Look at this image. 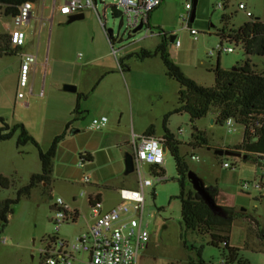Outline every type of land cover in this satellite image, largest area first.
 I'll list each match as a JSON object with an SVG mask.
<instances>
[{
    "label": "rangeland",
    "instance_id": "374dc122",
    "mask_svg": "<svg viewBox=\"0 0 264 264\" xmlns=\"http://www.w3.org/2000/svg\"><path fill=\"white\" fill-rule=\"evenodd\" d=\"M49 1L47 0L44 6L36 8L34 13L37 18L43 17L40 22L36 18L33 21V31L36 35L39 24L42 28L43 39L38 50L40 60L44 59L46 50L49 52L51 45L55 46L56 43L60 44L64 41L65 47H68L71 52V59H75L78 52L84 54L86 58L85 54L88 50L93 53L98 50L101 35L110 49L104 28L97 15L98 12L104 27L112 28L113 38H115L114 48L119 49L120 54L132 49L133 42H137L145 34L150 36L146 41H153V43L156 39L161 41V37L157 35L160 30L168 35H174V39L179 38V47L175 46L174 39L173 41L167 39L168 56L187 77L203 86L214 84L217 57L222 69L240 65L249 57L256 70L264 71V56L246 55L242 44L222 38L223 34L228 35L232 29H237L250 19L258 18L264 22V0H197L194 18L190 21L191 27L197 31V39H194L188 30L182 28L181 16H186L184 5L189 0H162L161 4L152 11L149 28L144 26L135 33L128 32L125 18H121L120 13L113 15L111 5L115 3V0H96L97 12L94 9H87L83 11L82 18L71 22H67L62 15L58 14L51 20ZM239 2L245 5L244 10L237 8ZM37 3L42 4V1L39 0ZM218 3L225 6L218 8ZM245 11H250L252 17H247ZM222 15L227 16V19L223 20ZM60 19L64 21H59ZM2 22L10 24L11 19L1 18L0 32H5ZM220 43L223 47H232L234 51L219 54L215 52L214 55H208V52ZM24 49L34 51V48L28 44H25ZM130 56L136 55L130 54ZM18 59L19 55L14 53L0 57V118L9 125L23 124L42 150H46L54 136L62 132L59 120L63 113H67L68 102L65 96H71L73 93L61 89L66 82L59 79L63 76L54 72L46 73L41 77L39 85L41 94L37 91L34 93V90L30 94L28 91L23 99L16 100L15 82ZM153 59L155 62L159 60L158 66L135 65L130 78L129 73L124 71L123 75L130 91L125 88L119 97L100 91L102 85L95 82L92 86L94 90L87 96L83 94L81 99L83 105L91 108L89 111H84L83 107L78 106L80 112L76 114V125L82 121L84 124H91L93 118L104 115L107 122L101 130L111 129L107 132V136L113 138L116 144V147L110 149V154L114 155L115 161L123 162L124 154L132 153L133 132L129 118L130 106L134 115L133 121L138 126L136 130L145 133L151 128L153 134H156V131L163 133L165 121L168 131L174 139L179 141L180 153L184 155L189 169L193 170L206 184L221 190L218 204L227 206L231 204L240 214L231 225L230 244L239 247L240 256L250 264H264L261 239L262 234L264 236V194L254 188L244 191L240 186V182L258 181L264 178V169L258 165V159H243V157L240 159L230 157V161L236 165L235 168H223L221 162L225 160L224 156L215 155L213 149L218 147L215 145L232 146L239 143L242 139L241 128L228 133L223 123L216 121L215 112L194 122L189 120V115L185 112L172 113L177 105L180 85L166 74V68L159 56ZM111 60L114 63L116 61L113 56ZM150 60L146 62H152ZM38 61L37 58V63ZM76 61L84 60L82 57H77ZM54 76L57 78H53ZM130 80H134V84ZM118 106L121 107V114L115 110ZM94 113L98 116L92 117ZM194 128L204 133L207 146L194 147V142H190L188 146L184 144L191 140ZM18 134L19 130H16L11 138L0 140V176L8 180L7 187L0 184V201L15 198L18 190L28 184L30 176L41 170L37 148L31 142L17 144ZM61 141L58 147L61 146ZM209 147L212 148L209 149ZM62 150L58 160L60 170L52 171L50 184L38 183L29 194L22 195L13 205L12 213L0 231V264L41 263L40 249L45 247L49 236L57 233L52 223L57 197L63 198L79 213L77 222L69 221L62 224L57 235L71 241L73 236L85 229L86 222L82 215L88 213L87 194L91 192V186L89 183L78 180L82 174H88L87 162L80 167L77 153L67 147H63ZM190 154L197 155L198 160H192ZM115 161L106 164L104 168H99V173L106 171L107 173L102 175L110 174L115 178V184L120 186L138 188L136 172L125 174L123 163L122 169L113 173L116 168ZM102 163L104 162L96 160L94 165L99 167ZM54 165L57 167L55 158L53 168ZM163 167L167 180L145 188L144 220H147L149 224L150 239L147 248L141 252L137 264H186L188 261H196L199 258L214 263L219 262L222 249L213 246L208 236L186 230L181 223V207L176 198L179 185L176 179L175 161L167 148ZM147 177L150 176L147 175ZM90 181L93 180L90 178ZM115 187L112 186L111 189ZM107 198L114 199V193L111 190L106 191L104 199ZM149 212L152 213L151 216H147ZM4 238L6 240L2 242Z\"/></svg>",
    "mask_w": 264,
    "mask_h": 264
},
{
    "label": "trees",
    "instance_id": "16d2710c",
    "mask_svg": "<svg viewBox=\"0 0 264 264\" xmlns=\"http://www.w3.org/2000/svg\"><path fill=\"white\" fill-rule=\"evenodd\" d=\"M25 1L38 2L39 0H0V17L12 18L17 13V7ZM223 6L225 5L223 4ZM222 19L226 20L227 16L222 15ZM160 31L159 34H162L163 37L154 49H142L135 55L138 59L159 56L166 68V74L179 83L177 105L172 113L185 112L189 115L191 122L205 117L211 112H215L216 121L219 123H223L229 117L234 118L242 130V139L239 143L225 148L242 151L246 155L245 159H258V153H264V71L256 70L249 57L240 65L222 69L219 65V57H217L214 84L203 86L187 77L180 67L169 58L166 51V33ZM222 38L242 44L246 55L264 56V22L258 18L246 21L237 29H232L228 35L223 34ZM110 42L114 44L115 38H110ZM13 51L8 32H0V57L13 53ZM78 106L76 103L72 109L73 119L77 118L76 114L80 112ZM0 122H2L0 140L11 138L15 131L19 130L17 144L31 142L38 150L41 165L40 172L30 176L28 184L18 190L15 198L0 201L1 231L8 221V216L12 213L13 205L22 195L29 194L30 190L38 183L50 184L57 146L67 135L66 130L71 122L66 124L62 133L54 136L46 150H42L38 142L28 134L23 124L9 125L1 118ZM143 135L153 136V131L149 128ZM191 140L195 144L194 147L207 146L206 136L196 128L192 132ZM164 144L175 161L176 179L179 185L176 198L180 202V217L183 227L197 234L208 236L209 242L213 246L222 249L221 262L214 263L199 258L196 261H188L186 264H250L240 256V248L231 245L229 241L231 225L240 214L233 206L222 204L220 205L223 214L214 213L188 183L189 166L184 155L180 153L178 143L174 141L173 136L166 134ZM211 148L209 147V149ZM78 157L84 162H90L92 159L88 153H81ZM150 171L154 174H165L164 168L159 166H151ZM0 184L7 187V178L0 176ZM207 185L209 193L217 202L220 190L215 186ZM261 239L264 251L263 234Z\"/></svg>",
    "mask_w": 264,
    "mask_h": 264
},
{
    "label": "built area",
    "instance_id": "2783aa9c",
    "mask_svg": "<svg viewBox=\"0 0 264 264\" xmlns=\"http://www.w3.org/2000/svg\"><path fill=\"white\" fill-rule=\"evenodd\" d=\"M162 0H115L114 6L119 10L121 18H125V26L129 33L142 24L147 27L150 13L161 4ZM43 4V2H42ZM42 4L37 2L25 1L17 7V13L11 18L10 24L3 23L5 31L8 32L10 44L13 50L20 56L18 67V76L16 84V100L23 99L30 89V71L37 64L36 53L20 52L19 49L26 42V28L30 23L36 8ZM51 18L54 12L69 16L72 14L83 13L87 9L96 11L95 0H52ZM218 8L223 4L218 3ZM186 16L182 15V28L197 39V31L190 25V16L193 8V0H189L184 5ZM237 8L245 9V5L238 3ZM97 12V11H96ZM99 21L104 28L108 37L107 29L104 22L97 12ZM247 17H252L250 11H245ZM161 31H158V34ZM110 54L119 62L120 50L114 48L110 39ZM175 45H180V40H175ZM232 47H223L217 44L214 49L208 52V55H214L215 52H233ZM82 54L78 53V57ZM120 63V62H119ZM107 118L100 116L91 120V127L101 129L105 127ZM223 125L228 133L238 130L239 125L232 117L227 118ZM133 171L137 174L138 188L122 187L118 190V202L108 209H103L102 204L96 199H90L88 216L82 215L86 222V227L80 233L73 236L71 241L60 238L57 234L62 224L68 221H74L77 212L72 206L65 202L63 198L57 197L54 203V216L52 218L55 235H51L46 239V245L40 249V264H137L138 258L149 243L150 233L149 224L144 220V192L145 188L153 187L155 184L167 180L165 174H154L150 171L151 166L163 167L165 161L166 149L163 141L154 136H139L133 139ZM236 151V150H235ZM240 152V151H237ZM242 154V151L240 152ZM258 162L264 169V153H258ZM240 156H224L221 162L223 168L234 169L235 163L229 158ZM192 160H198V156L190 154ZM85 162L81 159L78 166L82 167ZM148 163V170L144 169V164ZM149 175L150 177H147ZM264 178L258 181L240 182L242 190L254 188L259 193L264 194ZM81 182L88 183L89 175L82 174ZM151 216L149 212L147 216ZM5 238L2 242H5ZM222 260L220 259V262Z\"/></svg>",
    "mask_w": 264,
    "mask_h": 264
},
{
    "label": "crops",
    "instance_id": "0c3cea01",
    "mask_svg": "<svg viewBox=\"0 0 264 264\" xmlns=\"http://www.w3.org/2000/svg\"><path fill=\"white\" fill-rule=\"evenodd\" d=\"M41 1L43 2L42 4L43 6L47 2V0H41ZM49 2L52 3V0H50ZM196 2L197 0H193L194 8L196 5ZM56 14L58 13L54 12V14L52 15V18ZM58 15H61V14H58ZM62 16L64 20L66 19L67 21L68 16H64V15ZM151 16H152V12L150 13V16H149L148 25H147L148 28L150 26ZM35 18L39 22L42 21L43 19V17L37 18L35 17V15L34 17L31 18L30 23L26 28V42H25L26 45L28 44L32 46L34 48V51L32 52L30 49L29 50L24 49V46H25L24 45L23 47L19 49V53L20 52L36 53L37 58L39 60L36 66L35 67L33 66L30 71V83H31L30 94L33 92V90H34V93H36V91L39 92L38 94L42 93V91H40L39 89V85L41 82V77L44 76L46 73L52 74L56 72L57 75L59 74L63 76L59 78L63 82H66L67 84L76 85V91L71 92L73 93L71 96H65V99L68 102L67 113L66 114L63 113L59 120L60 121L59 124H60L62 132L65 130L66 124L68 122H71V123L66 130L67 135L61 141L62 143L61 146L60 145L59 147L57 146L56 154L54 157L57 167L56 165H54L53 170L54 172L57 171V169L60 170V164H58V160H59V155L61 156V154L59 153L63 152L62 150L63 147H67L68 149L73 150L75 153H77V157L81 153H88L91 155L92 157L91 161L86 163L87 164L86 168L88 170V175H89L88 183L91 186V192L87 194L88 213L86 215L83 214L85 216H88L90 214L89 199H96L102 204L103 209H108L118 202L119 200L118 190L124 186L115 184L114 182L115 178H113V176H111L110 174L102 175L104 173H107L106 171H103L101 174L99 173V170H98L101 167L104 168L106 164H109L112 161L113 162L115 161L114 155L110 154V149L113 147H116V144H114L113 138H110V136H107V132L110 131L111 129L109 128L108 129L104 128L102 130L96 129V128L91 127L90 123H88V125L86 123L84 124L83 121L80 122L78 125H76L77 118L73 119L74 117L72 116V108L77 103L81 108L83 107L82 109L84 111L90 110L91 107L83 105L81 99H82L83 94H86L87 96L90 94V92L94 90L92 86L95 84V82H97V84L99 85H102L100 87V91H104L105 93L114 95L116 97H119L121 93L123 94L125 88H128L129 90L128 83L126 81L125 76L123 75L124 71H127L129 73V78H130L131 77L130 73L131 71L135 70L134 69L135 65H143V66L149 65L151 67H155V66H158L157 61H159V60H156L155 62V59H153V58H157L158 56H153V58L147 57L144 59H138L136 58V56H130V54L138 53L142 49L152 50L154 49L156 45L160 43V41L156 39L154 43L153 41L148 42L146 40L150 36L145 34L137 42H133L134 46L131 47L132 49L124 52V54H120V57H119L120 63L114 57L113 58L116 60L115 63L111 60L112 55L110 54V49H108V47L106 46L105 40L102 35L100 38V46L97 47L98 50H96V52L93 53V51L88 50L85 54L86 58L84 57V54H82L81 57H82V60H84L83 62L76 61V58L78 57L79 52L77 53V55H75V59L70 58L71 52L70 50H68V47H65V41L64 43L61 42L60 44L56 43L55 46L51 45L49 52L46 50V55L44 56V59L40 60L39 58L40 55H38V50H39V45L41 46L43 35L41 31L42 28H40L41 24L38 25L37 35H36V32L33 31V25H34L33 21ZM64 20L60 19L59 21H64ZM0 21H1V17H0ZM3 22L1 23L2 26H3ZM157 35L160 36L162 39L163 37L162 34H158L157 32ZM165 37H166L165 41H167V39H169L170 41H173L174 39V35L171 36V35H168L167 33ZM108 38L109 36L107 37V40L109 42L110 38L109 39ZM176 39L177 38H175L174 41ZM61 41L63 40L61 39ZM176 47H179V46H176ZM13 53L18 54L16 50H14ZM136 59L138 60V62ZM148 60L152 62L150 63L146 62ZM95 61H99L100 63L95 64L94 63ZM19 63H20V56L18 59V67H19ZM18 67H17L16 82H15V90H16V84H17ZM53 78H57V76H54ZM81 79L85 80L86 82L82 81ZM130 82L134 84V80H130ZM25 103L27 104V102ZM115 110L119 111L121 114V107L119 106L115 107ZM95 116H98V115L94 113L92 117H95ZM101 116H104V115H101ZM129 118H130L131 129L133 132L132 133L133 134L132 142H133V139L137 140L139 136L143 135V132L135 129V128H138V126L133 121L134 115H133L131 106H130V111H129ZM166 134L172 135L170 131H168V129L166 128L165 121H164L163 133H158L156 131V134H153V136L162 139L165 149H166V146L164 144V136ZM174 141H176L179 144V141H177L176 139H174ZM190 142L193 143L192 140H189L188 142H185L184 144L188 146ZM132 146H133V143H132ZM215 146H218L219 148L227 147L224 144L215 145ZM96 160L99 162H104V163H102L99 167H97L94 165ZM115 163H116V168L113 170V173L118 172L119 170L122 169L123 167L122 163L124 165V162L118 161V160L115 161ZM258 165L260 164L258 163ZM90 178L93 181H90ZM78 181H80V179ZM122 183L123 182H121V184ZM112 186H116L115 189H111ZM109 190H111L112 193H114V199H110V200L108 198L104 199L106 191H109ZM221 194L222 193L220 190V196ZM73 202H75V200ZM229 206H233V205L230 204ZM72 208L78 214L73 221V223H76L77 218L79 217V213L76 208L74 207Z\"/></svg>",
    "mask_w": 264,
    "mask_h": 264
},
{
    "label": "water",
    "instance_id": "95a60500",
    "mask_svg": "<svg viewBox=\"0 0 264 264\" xmlns=\"http://www.w3.org/2000/svg\"><path fill=\"white\" fill-rule=\"evenodd\" d=\"M96 1V0H95ZM112 8L113 15H119V10L116 9L114 6ZM83 17V13L78 14H72L69 15L67 18L68 22H71L76 19H80ZM194 18V7L191 11L190 21H192ZM142 24H139L137 27H135L132 30V33L137 32L138 30L142 29ZM107 33L109 38H113V30L112 28H107ZM61 89L63 91L67 92H74L76 91V86L72 84H63ZM213 153L217 156H237V157H243V159L246 158V155L241 154L240 152H237L235 150L227 149V148H219L216 147L213 149ZM124 173L129 174L133 172L134 166H133V153L127 152L124 155ZM149 164H144V169L148 170ZM187 178L188 183L191 185V187L200 195L204 203L214 212L223 214L222 207L220 204H218L214 198L211 196V194L208 191V185L206 182L200 178L193 170L189 169L187 172Z\"/></svg>",
    "mask_w": 264,
    "mask_h": 264
}]
</instances>
